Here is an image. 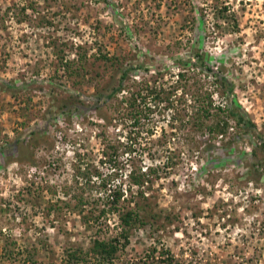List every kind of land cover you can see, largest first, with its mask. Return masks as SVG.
<instances>
[{
  "label": "rangeland",
  "instance_id": "obj_1",
  "mask_svg": "<svg viewBox=\"0 0 264 264\" xmlns=\"http://www.w3.org/2000/svg\"><path fill=\"white\" fill-rule=\"evenodd\" d=\"M197 47L223 64L264 137V0H0V264H67L68 250L118 234L116 212L99 213L115 184L145 221L130 226L112 264L141 255L169 264L168 254L172 264H264L253 140L231 122L226 136L241 137L224 151L226 137H213L209 151L206 130L192 125L197 90L225 100L210 76L175 62ZM126 63L122 91L89 96L107 92ZM10 79L14 92L1 82ZM137 81L172 105L156 101L134 124L124 98ZM212 152L221 157L207 162ZM131 169L152 179L143 192L128 187Z\"/></svg>",
  "mask_w": 264,
  "mask_h": 264
},
{
  "label": "trees",
  "instance_id": "obj_2",
  "mask_svg": "<svg viewBox=\"0 0 264 264\" xmlns=\"http://www.w3.org/2000/svg\"><path fill=\"white\" fill-rule=\"evenodd\" d=\"M225 9V6H220L218 12L222 13ZM105 57L106 59H111V62L114 61L112 58L119 60L118 55H105ZM174 60L181 65L191 66L207 74V76H210L212 79L210 84L212 88L216 86L218 88L217 91L225 98L223 102H216L213 99V89L211 88H206L203 92L197 90L195 95H193L194 100H196V106L193 112L192 125L195 129L206 130L205 133L209 135L205 141L204 148L210 151L211 146L215 147L216 144H214L211 139L219 135L220 139L226 137L221 145L222 150L231 149L233 143L241 137L238 133L226 136L229 128L232 127L231 122H233L246 132L251 141L253 140L250 151V155H252L254 159L252 165L256 166L257 169L264 170V137L247 111L235 100L234 84L225 74L223 64L211 62V56L208 55L204 49L198 47L192 49L191 52L187 54L186 58L182 55H176L174 56ZM141 65L142 64L139 63V66ZM131 68L132 66L129 63L120 64L118 66L120 72L117 82H113L107 92L97 89L94 93L89 94V96L95 100L103 99V101L115 97L118 92L125 88L124 80L128 77ZM178 73L181 76L185 75L183 71H179ZM1 82L3 88L11 92H14V90L19 87V84L11 79L2 80ZM137 85V88L130 90L129 96L124 98L128 107V117L132 119L134 124L140 123L143 116L149 117L148 115L152 107L157 103L156 101H162L161 103H164L165 106L169 104L172 105L168 100V96L163 93V90L155 88V86L150 85L146 81H137ZM71 95L78 96V94H74L73 92H71ZM73 105L76 106V103ZM62 106L67 108L68 113H71V107L73 106L69 104H63ZM146 132H153V127L148 122ZM40 133L41 129L32 130L34 136ZM234 151L240 154V150ZM103 152H105V149ZM213 154V152L208 154L207 162L212 160ZM214 157L220 158V153L214 154ZM155 169L156 168H154V170ZM146 174V170L131 169L128 174V187L131 184H136L139 190L143 192L142 187L144 184L152 182V179L146 176ZM155 177H157V175ZM101 184L106 187L105 181H102ZM126 189L127 188L123 187L122 184H115L114 187L106 192V203H103V206L99 209V213L102 214H105L106 211L116 212L122 226L118 234L110 236L109 238H93L92 244L88 250L83 251L77 248L68 250L66 253L67 264H112L116 258H119L121 249L125 248L129 242L127 232L130 226L145 221L143 214L141 215L139 211L141 205L133 198L132 194L129 193L130 195L128 196ZM130 203L133 204L130 206ZM168 255L169 256H165L162 259L172 264V258L170 254ZM147 257V255H141L136 259L128 258L125 259L123 264H147Z\"/></svg>",
  "mask_w": 264,
  "mask_h": 264
}]
</instances>
